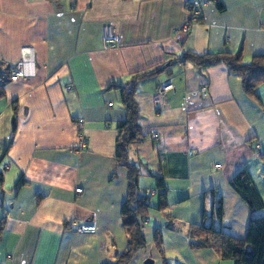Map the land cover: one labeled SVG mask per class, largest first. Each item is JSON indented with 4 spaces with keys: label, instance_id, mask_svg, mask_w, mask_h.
Here are the masks:
<instances>
[{
    "label": "crops",
    "instance_id": "1",
    "mask_svg": "<svg viewBox=\"0 0 264 264\" xmlns=\"http://www.w3.org/2000/svg\"><path fill=\"white\" fill-rule=\"evenodd\" d=\"M186 1L0 0V59L15 66L29 49L33 64L0 98V264H112L126 250V169L115 160L125 109L113 85L185 51L240 49L245 61L264 52V0H200L194 21ZM104 25L117 46L103 47ZM136 100L130 159L150 207L145 246L126 264H235L191 247L189 234L212 219L217 199L214 225L238 238L264 214L229 185L245 170L264 204V84L246 94L224 64L175 63L143 80ZM91 222L93 234L71 228Z\"/></svg>",
    "mask_w": 264,
    "mask_h": 264
},
{
    "label": "trees",
    "instance_id": "2",
    "mask_svg": "<svg viewBox=\"0 0 264 264\" xmlns=\"http://www.w3.org/2000/svg\"><path fill=\"white\" fill-rule=\"evenodd\" d=\"M261 25L264 27V15ZM175 63H189L198 67L224 64L231 74L240 79L242 91L246 94H254V89L264 84V52L252 56L249 61H245L242 51L238 49L236 51L222 50L204 54L185 51L182 56L169 59L168 63L155 64L132 72L128 80L122 85H113L119 89L120 100L125 109V117L116 124L118 134L115 160L117 165L126 169L127 192L121 207V218L128 241L126 250L120 253L112 264L128 263L136 250L145 246L143 226L150 207L149 197L139 187L138 166L130 159L131 137L139 129L141 118L136 92L143 80L155 77L163 71H169ZM9 68L10 66L0 59V98L5 95V86L10 81ZM229 185L244 200L252 212L263 208L264 204L245 170L234 175L229 180ZM159 199V206H161L165 199L164 191L159 193ZM222 216V201L217 199L212 219L207 223L202 222L191 227L190 246L193 248H213L220 257L231 258L235 264H264V214L249 219L243 238L224 233L218 226L214 225L215 222L221 221ZM159 241L160 238L156 235L158 245Z\"/></svg>",
    "mask_w": 264,
    "mask_h": 264
},
{
    "label": "built area",
    "instance_id": "3",
    "mask_svg": "<svg viewBox=\"0 0 264 264\" xmlns=\"http://www.w3.org/2000/svg\"><path fill=\"white\" fill-rule=\"evenodd\" d=\"M217 1V0H216ZM200 0H187L186 1V8L188 10V17L189 21L197 20L198 16L200 15ZM120 43V39L117 35H115L109 25H104L102 28V44L104 48H111L114 46H117ZM26 53L28 54L27 59H24L23 61L18 62L15 66H10V79L15 80L18 77L21 76H30L33 74V69L28 71L26 69V66L30 64L31 67H33V64L31 63V54L29 53V49L26 50ZM172 87L171 82H165L159 85L156 94L158 96L163 95L166 91H168ZM65 89L69 92L73 90L71 85H66ZM199 92L201 93L202 97L205 98L207 96V87L206 85L199 86ZM153 139H158V135L156 133H153L151 135ZM81 144H85V139L81 138ZM255 154L259 155L260 148L258 146H255L254 148ZM77 191H81L80 188L77 189ZM72 229L75 231H78L80 233L85 234H93L96 232V226L93 222L91 223H73Z\"/></svg>",
    "mask_w": 264,
    "mask_h": 264
}]
</instances>
